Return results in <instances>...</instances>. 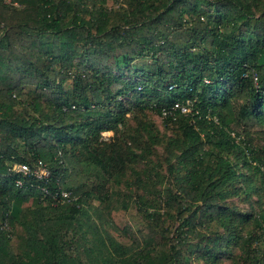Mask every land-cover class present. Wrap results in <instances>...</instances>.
Listing matches in <instances>:
<instances>
[{
	"label": "trees",
	"instance_id": "16d2710c",
	"mask_svg": "<svg viewBox=\"0 0 264 264\" xmlns=\"http://www.w3.org/2000/svg\"><path fill=\"white\" fill-rule=\"evenodd\" d=\"M132 106L175 124L178 172L173 188L154 183L151 199L138 197L149 230L124 243L84 206L90 197L112 206L107 185L122 161L103 132L121 129ZM256 125L264 128V0H0V264H187L191 254L264 264ZM40 162L49 176L13 170ZM80 165L88 173L78 183ZM253 194V211L224 202ZM30 200L34 222H23L17 254L4 225ZM77 231L84 259L67 251Z\"/></svg>",
	"mask_w": 264,
	"mask_h": 264
},
{
	"label": "rangeland",
	"instance_id": "374dc122",
	"mask_svg": "<svg viewBox=\"0 0 264 264\" xmlns=\"http://www.w3.org/2000/svg\"><path fill=\"white\" fill-rule=\"evenodd\" d=\"M123 0H108V6L118 8ZM145 60H137L136 63L141 65ZM69 84V83H68ZM188 109V107H187ZM253 142L255 146L264 148V128L260 125L254 127ZM133 135L129 144V135ZM104 138L116 141L113 144V150H119V155L122 161V170L114 173L107 189H110V210L99 204L95 197H90L84 208L90 212L93 219L101 222L102 226L113 232L117 238L124 242L130 243L134 235L138 233H146L149 230V221L147 216L141 209L142 201L138 199L141 195L145 199H151L154 194L148 193L147 188L154 183L158 190L173 188L175 174L178 171L172 172L170 169L171 163L177 161L178 152L169 145L171 138L179 136L175 124H167L163 114L152 110L150 107L144 111L136 106L127 109L126 119L123 122L121 129L107 130L103 132ZM159 140L154 142V138ZM129 144V145H128ZM68 160V159H67ZM80 172L77 174V182H83L88 171L85 165H80ZM137 171L139 174H137ZM181 171V170H179ZM140 176V177H138ZM237 185H243L242 180L237 181ZM112 191V192H111ZM122 197L119 198V194ZM143 194V195H142ZM77 197V196H76ZM124 198V202L128 206L120 203V199ZM256 194L252 198L242 196H229L225 199L226 204L236 205L246 211H253L258 208L255 204ZM55 204V203H54ZM96 207L105 214V219L101 220ZM167 217V222L178 225L179 221L174 216ZM32 213L31 200L26 202L19 212L13 224H6L5 228L10 232V244L14 252L21 254L24 247V242L27 237V231L23 225L24 221L34 222ZM86 217L83 218L84 221ZM87 223V222H86ZM251 225H248V228ZM81 232H72L71 236L74 240L72 247L67 251L78 254L83 250V242L80 238ZM231 246V245H230ZM233 247V246H231ZM239 250L236 251V254ZM84 259L83 255H81ZM232 259L228 255L222 256L221 264H231ZM187 264H204L202 259L196 258L193 254L188 258ZM245 264V263H240Z\"/></svg>",
	"mask_w": 264,
	"mask_h": 264
},
{
	"label": "built area",
	"instance_id": "2783aa9c",
	"mask_svg": "<svg viewBox=\"0 0 264 264\" xmlns=\"http://www.w3.org/2000/svg\"><path fill=\"white\" fill-rule=\"evenodd\" d=\"M183 110L186 111L187 107H183ZM13 170L18 172H23L24 174L31 173L38 177H47L50 175V170L48 166L43 162H40L34 168H32L30 165L25 163L17 164L14 166ZM18 182L22 184V180H18ZM61 193L65 196L69 195V192L65 190H63Z\"/></svg>",
	"mask_w": 264,
	"mask_h": 264
}]
</instances>
